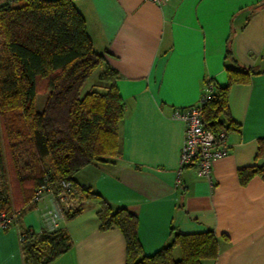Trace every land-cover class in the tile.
<instances>
[{"label":"crops","instance_id":"0c3cea01","mask_svg":"<svg viewBox=\"0 0 264 264\" xmlns=\"http://www.w3.org/2000/svg\"><path fill=\"white\" fill-rule=\"evenodd\" d=\"M74 3L95 50L104 56L91 90L106 92L98 87L106 86L100 80L106 67L117 73L125 108L119 153L75 175L72 199L80 206L75 215L53 193L25 207L17 225L0 229V264H26L21 237L28 229L70 234L71 248L51 264H127L123 232L102 228L100 205L85 198L83 189L138 216L145 254L171 242L174 232L211 230L220 251L204 264H264V179L257 175L243 184L239 177L241 168L264 164L258 157L264 138V0ZM227 67L257 72L229 90V111L237 124L226 129L229 154L214 161L211 180L188 166L177 186L186 125L171 115L177 107L197 104L208 78L227 85ZM45 162L53 170L51 160Z\"/></svg>","mask_w":264,"mask_h":264},{"label":"trees","instance_id":"16d2710c","mask_svg":"<svg viewBox=\"0 0 264 264\" xmlns=\"http://www.w3.org/2000/svg\"><path fill=\"white\" fill-rule=\"evenodd\" d=\"M0 35V215L4 211L20 214L47 175L52 180L72 179L76 184L75 175L80 170L118 155L119 125L125 108L116 84L117 73L110 67L100 76L106 86L98 85L106 92L91 90L82 95L88 79L104 64V56L95 50L86 19L74 0L0 4ZM227 73L228 84L215 85L216 91L204 108V122L216 132L237 127L229 111V90L234 83L249 82L257 72L227 67ZM44 92L48 97L40 110L36 101ZM15 114L17 128L9 130L6 126ZM4 151L13 165L7 188L1 165ZM22 153L32 158L22 164ZM258 157L264 159V138L259 141ZM45 158L51 160L53 170L45 165ZM257 175L264 179V164L239 170L243 184ZM82 193L100 205L103 229L118 227L123 232L127 264H204L219 255V240L211 230L174 232L171 242L153 254H145L137 215L125 207L115 209L90 189ZM22 237L26 264H51L72 246L70 234L63 229H28ZM176 248L181 250L178 259Z\"/></svg>","mask_w":264,"mask_h":264},{"label":"built area","instance_id":"2783aa9c","mask_svg":"<svg viewBox=\"0 0 264 264\" xmlns=\"http://www.w3.org/2000/svg\"><path fill=\"white\" fill-rule=\"evenodd\" d=\"M20 0H0V4H16ZM159 5H164L171 0H149ZM216 89L211 78H208L197 104L189 107H177L171 117L183 121L186 125L185 140L180 154L177 186L181 185L180 175L185 167L192 166L199 176L211 180L213 163L216 159L229 154L228 133L226 129L213 131L204 122L203 114L206 104L214 95ZM76 191V184L72 179H57L47 175L44 182L37 188L30 204H39L48 194L55 193L57 199L67 212L74 213L79 209V204L72 199ZM56 216V214H55ZM18 212L8 214L6 211L0 215V229H8L17 225ZM24 238L21 237V241Z\"/></svg>","mask_w":264,"mask_h":264},{"label":"rangeland","instance_id":"374dc122","mask_svg":"<svg viewBox=\"0 0 264 264\" xmlns=\"http://www.w3.org/2000/svg\"><path fill=\"white\" fill-rule=\"evenodd\" d=\"M2 46H3V39L0 35V57L3 55V50H2ZM99 72H100V68H98L94 73L93 75L89 78L88 82L86 83L85 87L82 89V95H85L87 92L91 91V87H92V84L96 83L97 82V79L99 78L98 75H99ZM47 97H48V93L44 92V93H41L40 95H38L37 97V101H36V106L38 109L42 110L43 107H44V104H45V101L47 100ZM18 118V114H15L11 117V120H10V124H8L6 126L5 124V121H4V118L1 117V122L9 129V130H12V129H16V123L17 121L13 122L14 120H17ZM4 132H5V128L2 126ZM20 158L22 159V164H24L28 159L32 158V155L30 154H25V153H22ZM8 159V160H7ZM10 158L9 157H6V154H5V151L4 153H2V156H1V165H2V170L4 172V186L7 188L9 187L11 184H10V173L9 171H11V163L9 164V161ZM47 162V161H46ZM45 162V165L46 166H49L47 165V163ZM21 167V169L23 170V166H19ZM177 259L181 257V254L179 253H176V256H175Z\"/></svg>","mask_w":264,"mask_h":264},{"label":"water","instance_id":"95a60500","mask_svg":"<svg viewBox=\"0 0 264 264\" xmlns=\"http://www.w3.org/2000/svg\"><path fill=\"white\" fill-rule=\"evenodd\" d=\"M0 185H1V175H0Z\"/></svg>","mask_w":264,"mask_h":264}]
</instances>
